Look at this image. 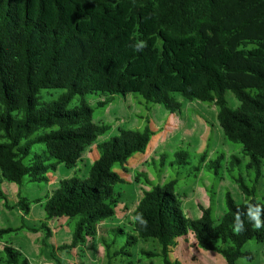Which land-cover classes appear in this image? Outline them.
Returning a JSON list of instances; mask_svg holds the SVG:
<instances>
[{"label":"trees","instance_id":"trees-1","mask_svg":"<svg viewBox=\"0 0 264 264\" xmlns=\"http://www.w3.org/2000/svg\"><path fill=\"white\" fill-rule=\"evenodd\" d=\"M140 41L146 46L136 51ZM42 90L63 92L44 101ZM226 92L238 101L237 108L228 106ZM95 93L105 100L92 107L86 97ZM127 94L169 114L181 112L177 95L213 104L226 141L242 147L248 159L244 168L254 173V185L248 187L242 176L232 174L241 161L229 156L228 172L246 200L236 203L225 193L226 209L216 223L211 207L199 206V219L186 217L175 190L177 179L152 187L131 213L133 233L113 230V239L124 236L123 245L110 253L111 244L102 242L106 264L116 257L132 264L131 249L151 239L159 253L141 250L144 257L178 264L168 253L188 233L199 249L220 254L226 264L251 261L253 254L243 247L250 241L264 244V229H254L245 219L246 231L236 234L232 224L246 203L261 204L254 187L264 162V0H0V186H18L17 206L24 215L30 211L20 193L24 179L47 184V173L60 165L75 168L83 151L110 129L94 123V110ZM76 97L77 104L69 107ZM152 136L147 126L119 129L98 144V159L84 179L74 174L61 180L46 199V221L65 217L74 222L69 248L96 238L98 225L115 216L119 195L114 189L124 180L113 168L125 171ZM37 145L44 150H33ZM216 155L204 165L214 176L224 162L223 154ZM191 157L179 150L169 165L185 168ZM205 160L206 152L199 154L187 173L198 172ZM0 199L5 200L1 187ZM141 214L146 227L136 220ZM23 227L0 229V239ZM30 230L50 237L46 225ZM0 264L28 262L5 247Z\"/></svg>","mask_w":264,"mask_h":264},{"label":"rangeland","instance_id":"rangeland-1","mask_svg":"<svg viewBox=\"0 0 264 264\" xmlns=\"http://www.w3.org/2000/svg\"><path fill=\"white\" fill-rule=\"evenodd\" d=\"M62 92L63 90H42L39 95L42 100L50 101L56 99ZM176 98L182 103V108L180 113L175 114H169L160 105L147 104L141 97L132 94L115 96L103 108H96L93 113L94 123L107 125L110 129L83 151L75 168L68 170L60 165L56 172L47 173L49 178L47 184L30 183L28 178L24 179L20 193L30 203V211L27 215H24L17 206L18 186L14 183L3 182L0 187L6 201L0 199V229H16L22 225L24 227L0 239V254L3 256L5 247H12L27 260L28 264H106V251L102 242L111 244L110 253L118 250L124 243V236L118 235L113 239V230L120 228L125 233L132 234L131 213L143 193L173 179H177L175 190L178 196L189 195L192 199L191 202L188 201L183 205L182 209L187 214H189L188 208L198 211V207L203 204L212 206L211 217L216 223L226 209L225 193L229 192L236 203H243L246 198L228 172L229 156L235 155L240 159V166L235 168L232 174L242 176L248 187L254 185V173L247 172L244 168L248 159L242 153V147L226 141L217 122V107L197 100L190 102L178 95ZM225 98L230 108L235 109L239 106L238 101L230 92H226ZM86 100L90 106L94 107L98 102L104 101L105 97L95 93L88 95ZM77 101L78 97L69 107L76 105ZM145 126L153 132L145 152L132 156L127 162L125 171L119 166L113 168L124 180V183L118 184L114 189L119 195L115 216L98 225L96 238L86 239L85 243L69 248L74 222L65 217L46 221L43 210L46 199L58 188L61 180L70 178L74 174L82 179L87 176L90 166L98 159V144L116 135L119 129L142 130ZM184 145L194 157H191V161L185 168L173 169L169 163L173 161L175 152L186 150ZM33 150L43 151L44 147L37 145ZM201 152H206V160L198 172L190 173V175L187 172L197 165L199 155L197 153ZM220 153L224 155L222 170L219 171L218 176H214L205 169L204 165ZM163 155L166 157L164 165H161L160 160ZM254 189L255 199L264 204V162L261 166V177ZM36 199H40L41 202L32 203ZM43 225H46L49 230L50 237L48 238L45 237L43 231L34 233L30 230ZM54 237L60 243L57 248L49 245L50 242H54ZM154 242L148 241L144 244L149 252L155 251L157 245ZM243 251L253 254V259L251 261L239 259L236 264H264V244L250 241L243 247ZM141 255L140 251L137 255H132L130 262L144 264L141 262ZM191 256L202 262V257L194 254ZM218 256L225 264L224 258L221 255ZM126 262L127 259L120 257L111 260V264H125ZM146 264H155V261ZM184 264L193 263L185 262Z\"/></svg>","mask_w":264,"mask_h":264},{"label":"crops","instance_id":"crops-1","mask_svg":"<svg viewBox=\"0 0 264 264\" xmlns=\"http://www.w3.org/2000/svg\"><path fill=\"white\" fill-rule=\"evenodd\" d=\"M182 145V144H181ZM183 146V145H182ZM186 146L184 145V149H186L185 151H187L188 153L191 154V152H189L188 148H185ZM206 148V147H205ZM202 153V152H201ZM201 153H197V154H201ZM60 168V166L58 167V169ZM57 169V170H58ZM49 179V178H48ZM181 189V188H180ZM179 189V190H180ZM178 190V191H179ZM181 201H182V208L184 204H187L188 201L191 202L192 199L189 197V195L183 196L181 197ZM193 204V203H191ZM189 204V205H191ZM194 205V204H193ZM196 205V204H195ZM203 208H208L211 207L212 210V206H206V205H201ZM197 208V205H196ZM183 212L185 213L186 217L190 218V219H199L201 217V212L200 210H196L194 211L191 210L190 208H188V212L189 214H187L184 210ZM225 212V211H224ZM224 214V213H223ZM222 217V216H221ZM220 217V218H221ZM64 218V217H62ZM218 218V220L220 219ZM59 219V218H58ZM217 220V221H218ZM90 239V238H87ZM189 239V240H188ZM72 240V239H71ZM54 242H50L49 245L51 247H55L57 248L58 245H60V243L57 242V238L54 237ZM151 242H154L155 240L151 239L148 240ZM147 241V242H148ZM147 242H138L137 245L135 247H133V249H131V253L134 256L135 254L137 255L139 253V251L143 250L145 252H149V250H147V248L144 246V244H146ZM178 244L176 247L172 248L169 253H168V259L171 262H177L178 264H184L185 262H189V263H193V264H224L221 259L219 258L218 253L216 252H212V251H204L201 250L197 247L196 245V240L193 236V234L188 233L186 237L183 238H179L177 240ZM71 243V242H70ZM154 243H156V249L155 253H159L160 247L158 245V243L155 241ZM120 248V247H119ZM114 252V251H113ZM141 254V253H140ZM196 255V256H200L202 257V262H200L199 260H196L195 258H193V256L191 255ZM217 254V255H216ZM142 259L141 262H143L144 264L146 263H151V261H155V264H163L161 257H153V258H147L144 257V255H141ZM144 258V259H143ZM153 259V260H151ZM226 264V262H225Z\"/></svg>","mask_w":264,"mask_h":264},{"label":"clouds","instance_id":"clouds-1","mask_svg":"<svg viewBox=\"0 0 264 264\" xmlns=\"http://www.w3.org/2000/svg\"><path fill=\"white\" fill-rule=\"evenodd\" d=\"M143 41L138 42L134 47L136 51H141L145 47ZM245 219L256 230L264 229V205L259 203L248 202L243 211L237 210L234 214L232 230L236 234L246 231ZM136 220L143 226H147L148 221L143 218L142 214L136 217Z\"/></svg>","mask_w":264,"mask_h":264}]
</instances>
